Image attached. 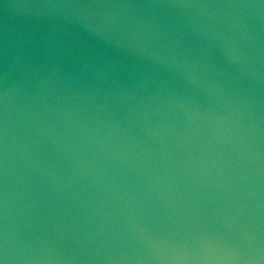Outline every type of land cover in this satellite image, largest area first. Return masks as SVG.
Segmentation results:
<instances>
[{"label": "water", "instance_id": "95a60500", "mask_svg": "<svg viewBox=\"0 0 264 264\" xmlns=\"http://www.w3.org/2000/svg\"><path fill=\"white\" fill-rule=\"evenodd\" d=\"M7 264H264V0H0Z\"/></svg>", "mask_w": 264, "mask_h": 264}, {"label": "snow or ice", "instance_id": "6c2138e0", "mask_svg": "<svg viewBox=\"0 0 264 264\" xmlns=\"http://www.w3.org/2000/svg\"><path fill=\"white\" fill-rule=\"evenodd\" d=\"M0 264H7L6 256L0 253Z\"/></svg>", "mask_w": 264, "mask_h": 264}]
</instances>
